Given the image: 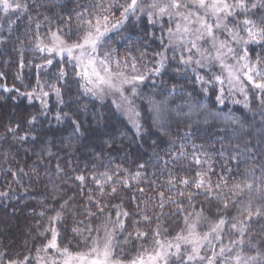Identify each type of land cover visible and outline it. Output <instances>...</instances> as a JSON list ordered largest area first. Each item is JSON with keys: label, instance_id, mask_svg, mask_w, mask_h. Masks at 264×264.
<instances>
[{"label": "trees", "instance_id": "trees-1", "mask_svg": "<svg viewBox=\"0 0 264 264\" xmlns=\"http://www.w3.org/2000/svg\"><path fill=\"white\" fill-rule=\"evenodd\" d=\"M20 2L28 4V13L17 17L15 12H10L7 16L0 12V73H3V76H0V192L7 194L0 197L2 264H9L11 260L19 261L26 256L30 257L28 264L35 263L38 250L50 237V233H40L49 226L50 217L60 211L59 206L66 199L69 206L63 212L64 223L62 226L57 224L56 227L61 233L58 242L71 251L85 247L71 229L81 220L84 223L79 227L84 228L89 224L84 211L85 206L91 207L88 201L89 192L94 198L100 199L102 204L107 205L105 212L114 216L117 211L114 206L119 205L129 212L130 219L137 211L136 205L141 199L148 202L149 214L160 213L158 191L164 192L165 198L173 196L177 200H185V197L165 191V182L168 179V170L177 173V179L181 175H194L197 166L190 164V154L194 148L197 153L205 152L211 158L214 171L209 175L213 183L220 179V174H224L231 185L243 178L245 170L253 164L259 175L260 162L264 161V106H261L259 98L249 89L248 108L244 107L245 98H234L229 94L221 105L216 100L217 93L213 89L210 88L207 94L201 91V85L195 82L191 71H175L176 68H183V65L179 64L178 59L171 58V49L167 53L169 60L166 69L158 77L149 76L139 89L140 96L137 97L136 103L141 113V124L145 129L139 137L111 101H100L83 93L78 83L79 77L73 75L77 69L71 64L63 66L68 76L65 81L58 83V86L63 84V104L57 103L54 93L45 98L46 109L42 108L40 99L34 98L30 101L22 93L31 92L33 89L38 93L37 79L41 81L43 89L48 91L52 83H57L55 75L58 74H54L52 69L45 72L36 68L44 63L45 56L44 53L34 51L37 31L39 37H48L49 28L55 31L57 26H63L61 17H67L72 9L78 11L88 0ZM255 11L258 12L259 9ZM29 14L31 20L28 18ZM237 17L243 19L239 12ZM37 22L40 24L38 30ZM70 26L73 29L75 27L74 15ZM67 30L65 28V31ZM160 35L156 26L148 24L142 18L137 23L130 21L122 36H118L112 43V47L116 49L122 66L123 59L129 52L137 57L140 55L132 45L142 48L146 56L138 63V67L141 72L147 74L155 67L157 57L154 53L161 51L163 47L159 40ZM249 49L252 59H255L257 52H261L255 45H249ZM175 55L178 57L179 53ZM21 60L23 69L19 66ZM201 71L203 74V70ZM173 86L176 89L174 93L171 92ZM5 87L11 91H5ZM149 99L160 106L159 123L167 129L166 134L159 131L153 123L154 113ZM233 100L240 103H233ZM42 111L46 114L42 115ZM57 113L63 117L62 120L57 121ZM64 113L68 114L67 117L63 116ZM32 116L36 117V122L29 124ZM73 121L79 126L78 132L74 131ZM17 124L19 127L15 133L8 131L9 125L15 127ZM185 131L190 135L185 137ZM19 136H26L27 139L21 141ZM249 142L252 146L250 155H255L258 159H242L240 170L237 172L236 161L228 159V154L244 150ZM181 145L189 154V159L181 161L179 167L173 168L172 164H169L167 169H164L163 161L169 159V153L178 154ZM49 152L52 155H49ZM221 152L224 155H221ZM140 164L145 167L139 168ZM185 165L188 167L185 168ZM57 166L62 170L59 173ZM117 168L120 174L114 177V180L127 179L131 187L119 186L116 195L100 197L97 185L91 177H99L105 171L114 172ZM230 168L233 169L231 174L228 173ZM137 171L142 175L139 179H133ZM77 175L86 177L83 186L75 180ZM104 191H110V185H106ZM132 196L137 198L136 201L131 200ZM193 200V214L203 208L208 221L216 220L218 213L215 203L204 200L203 196H195ZM253 203L259 205L262 201L254 197ZM145 207V204H140L141 209ZM184 209L190 210L187 203L184 204ZM175 211V207L165 206L163 209L165 217L162 230L167 229L168 238L175 236L184 227L183 216L172 215L169 218V214ZM223 214L231 217L236 214V210L230 207ZM100 223L102 219L92 218L93 228ZM204 224V230L207 231L210 223ZM249 224L251 227L246 239L250 238L264 249V236L260 235L264 232V220L254 218ZM154 227L155 224H152L144 230L150 231ZM129 231H132V228H129ZM227 239L228 237L225 242ZM147 245H151L150 238ZM120 246L124 249L119 253L122 257L136 255V242L122 243ZM245 253L254 255L255 250L246 247Z\"/></svg>", "mask_w": 264, "mask_h": 264}, {"label": "snow or ice", "instance_id": "snow-or-ice-1", "mask_svg": "<svg viewBox=\"0 0 264 264\" xmlns=\"http://www.w3.org/2000/svg\"><path fill=\"white\" fill-rule=\"evenodd\" d=\"M28 8V4L21 3L20 0H0V12L5 16L15 12L19 17L20 14L28 13ZM257 9L258 12L255 11ZM238 12L242 14L243 19L237 17ZM73 15L74 29L70 26ZM28 18L32 19L30 14ZM142 18L150 25L159 26L161 33L159 40L163 46L161 51L154 53L157 57L155 67L147 74L141 72L138 67V63L146 56L142 48L132 45L140 55L137 57L129 52L123 59L122 67L121 59L117 57L116 49L112 47V43L118 36H122L130 21L137 23ZM61 20L64 21L63 26H57L55 31L49 28L48 42L39 37L38 31V38L34 42V51L45 54L44 63L37 65L36 68L45 72L52 69L54 74L58 72L55 75L57 83H52L49 90L45 91L41 81L37 79L38 93L36 89L22 93L30 101L34 98L40 99L43 109L47 108L45 98L50 93L55 94L58 104L64 103L63 84L58 86V83L65 81L68 76L63 66L71 64L74 69H78L73 75L79 77L78 83L85 95L90 94L101 101L108 94L118 96L119 100L113 99L112 103L118 112L128 118L136 136L139 137L145 129L141 124V113L137 109L135 98L140 96L139 89L149 76L158 77L166 69L169 49L173 53L171 58L178 59L179 64L183 65V68H176L175 71H191L195 82L201 85V91L207 94L210 88L213 89L217 93L216 100L221 105L226 98L225 91L229 95L238 91L244 95V107L248 108L249 89H252L261 106H264V0H123V2L88 0V3L78 11L70 10L68 16L61 17ZM165 24L168 26L165 27ZM39 28L40 24L37 22L36 29ZM65 28L68 30L65 31ZM221 33L226 38L221 39ZM249 45L261 49V52L255 54V59L250 55ZM176 53H179L178 57ZM19 66L21 69L24 68L22 60ZM214 68H219V72L214 71ZM0 76H3V73H0ZM4 90L11 91L6 87ZM175 91L173 86L171 92ZM233 103L240 101L233 100ZM149 104L152 105L151 110L154 113L153 123L157 125L159 131L166 134L167 129L159 123L160 106L151 99ZM41 114L44 115L46 112L42 111ZM67 115L63 114L64 117ZM56 119L60 121L63 117L57 113ZM35 122V116L28 121L29 124ZM73 124L74 131L78 132L79 126L75 121ZM18 127L19 124L15 127L9 125L8 131L15 133ZM184 135L187 137L190 133L185 131ZM18 139L23 141L27 137L19 136ZM251 152L252 146L249 142L244 150L228 154V159L236 161L237 172L240 170L242 159L244 161L258 159L255 155H250ZM49 155L52 153L49 152ZM221 155L224 153L221 152ZM187 159L189 154L181 145L178 154L169 153V159L163 161V167L167 169L169 164H172L173 168L179 167L180 162ZM190 164L197 166L194 175H181L177 179V173L167 171L165 191L186 199L177 200L173 196L165 198L164 192L158 191L160 213L149 214L148 202L141 199L136 205L137 211L133 218L130 219L129 212L119 205L114 206L117 211L113 216L112 213L105 212L107 205L102 204L100 199L94 198L89 192L88 201L91 207L85 206L84 209L89 224L81 228L79 225L84 223L81 220L71 229L85 245L82 250L71 251L58 242L61 233L56 225H63V212L69 206L68 200H64L59 206L60 211L50 217L49 226L40 233L41 235L50 233V237L38 250L37 264H264V249L250 238L246 239L251 227L249 221L254 218L264 220V161L260 162L259 175L253 164L245 170L243 178L231 185L224 174H220V179L216 183L212 182L209 173L213 172L214 168L207 153H197L194 148L190 154ZM144 167V164L139 165L141 169ZM60 171L62 170L57 166V172ZM232 171L233 169H228L229 174ZM119 174L117 168L114 172L105 171L99 177H91L93 183L97 185L100 197L116 195L119 186L131 187L127 179L114 180ZM141 175L142 173L137 171L133 179H139ZM75 180L83 186L86 177L77 175ZM106 185H110V191L107 193L104 191ZM6 195L0 192V197ZM195 196H203L204 200L215 203L218 215L214 222L208 221L203 208L193 214ZM254 197L259 198L262 203L254 205ZM136 199L135 196L131 197L132 201ZM185 203L188 204L189 211H185ZM140 204H145L146 207L141 209ZM165 206L176 209L169 214V218L172 215L183 216L184 227L171 238L162 235V231H167L162 230ZM230 207L236 210V214L231 217L223 214ZM135 216L139 218L136 219ZM93 217L97 220L102 219V223L95 228L92 226ZM202 221L209 222L210 227L201 233L198 231V225ZM152 224H155L154 228L150 231L144 230L150 228ZM129 228H132V231H129ZM260 235L264 236V232ZM148 238L151 240V249L147 247ZM133 242L138 244L136 255L128 258L119 255L124 251L120 246L122 243ZM246 247L254 249L255 254L245 253ZM49 250H52L51 255ZM39 252L48 256V260L44 261ZM29 259L30 257L26 256L19 261L11 260L9 264H28Z\"/></svg>", "mask_w": 264, "mask_h": 264}, {"label": "rangeland", "instance_id": "rangeland-1", "mask_svg": "<svg viewBox=\"0 0 264 264\" xmlns=\"http://www.w3.org/2000/svg\"><path fill=\"white\" fill-rule=\"evenodd\" d=\"M230 20H231V18H229ZM168 25L167 24H165V27H167ZM158 29H159V26L157 25L156 26ZM160 30V29H159ZM244 33H241V35H243ZM40 38H43L44 40H45V42H48V37H40ZM220 38L221 39H224V38H226L225 37V35L223 34V33H221L220 34ZM114 67V66H113ZM123 67V66H122ZM214 71H217V72H219V68H214L213 69ZM77 71H78V69H77ZM125 71H127V69H125ZM228 92L227 91H225V97H227L228 95ZM89 96H91L90 94H89ZM231 97H234V98H236V97H239V98H245L244 97V95L243 94H241L240 92H238V91H236V92H233L231 95H230ZM92 97V96H91ZM93 98H95V97H93ZM97 99V98H96ZM113 99H116L117 101L119 100V98H118V96L117 95H115V94H108V95H106L105 97H104V99H103V101H113ZM99 100V99H98ZM136 100H137V98H135V103H136ZM101 101V100H100ZM115 106V105H114ZM136 106H137V103H136ZM115 108H116V106H115ZM137 109H138V107H137ZM138 111H139V109H138ZM123 117H125L127 120H128V118L125 116V115H123L121 112H119ZM129 122V121H128ZM131 124V123H130ZM131 126H132V124H131ZM133 127V126H132ZM134 129V128H133ZM205 224H204V221H202L199 225H198V231H200L201 233L202 232H205ZM162 235H164V236H167L166 235V232H163L162 231ZM147 247L149 248V249H151V247H152V244L150 245V246H148L147 245ZM49 254L51 255L52 254V250H49ZM39 256L40 257H42L43 258V260L44 261H47L48 260V256H45L44 255V253L43 252H41L40 254H39ZM34 264H37V258H36V261H35V263Z\"/></svg>", "mask_w": 264, "mask_h": 264}]
</instances>
